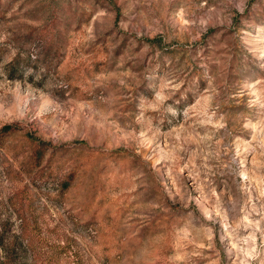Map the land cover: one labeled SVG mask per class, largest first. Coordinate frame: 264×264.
Instances as JSON below:
<instances>
[{
    "label": "rangeland",
    "instance_id": "rangeland-1",
    "mask_svg": "<svg viewBox=\"0 0 264 264\" xmlns=\"http://www.w3.org/2000/svg\"><path fill=\"white\" fill-rule=\"evenodd\" d=\"M6 125L0 264H264V0H0Z\"/></svg>",
    "mask_w": 264,
    "mask_h": 264
},
{
    "label": "trees",
    "instance_id": "trees-1",
    "mask_svg": "<svg viewBox=\"0 0 264 264\" xmlns=\"http://www.w3.org/2000/svg\"><path fill=\"white\" fill-rule=\"evenodd\" d=\"M9 129H11V126L6 125V126H4L1 129L0 133H5V132L9 131ZM36 142H37V149L35 150V160H36V165H39V162H40V160L42 159V156H43V151H42V148H40V147L45 145V143L41 142V141H38V140H36ZM19 215L21 216V214H19ZM7 261L10 262V264H12L13 258H12L11 252H10V260H9V257H8Z\"/></svg>",
    "mask_w": 264,
    "mask_h": 264
}]
</instances>
